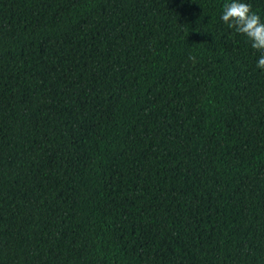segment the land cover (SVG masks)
I'll use <instances>...</instances> for the list:
<instances>
[{
    "label": "trees",
    "instance_id": "obj_1",
    "mask_svg": "<svg viewBox=\"0 0 264 264\" xmlns=\"http://www.w3.org/2000/svg\"><path fill=\"white\" fill-rule=\"evenodd\" d=\"M230 2L0 0V264H264V70Z\"/></svg>",
    "mask_w": 264,
    "mask_h": 264
},
{
    "label": "clouds",
    "instance_id": "obj_2",
    "mask_svg": "<svg viewBox=\"0 0 264 264\" xmlns=\"http://www.w3.org/2000/svg\"><path fill=\"white\" fill-rule=\"evenodd\" d=\"M222 21L247 37L251 47L261 53L257 68L264 70V22L245 0H232L223 5Z\"/></svg>",
    "mask_w": 264,
    "mask_h": 264
}]
</instances>
